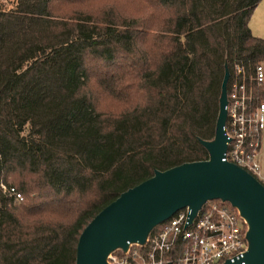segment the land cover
Instances as JSON below:
<instances>
[{
    "label": "trees",
    "instance_id": "16d2710c",
    "mask_svg": "<svg viewBox=\"0 0 264 264\" xmlns=\"http://www.w3.org/2000/svg\"><path fill=\"white\" fill-rule=\"evenodd\" d=\"M260 1L0 8V183L22 196L0 187V264H75L83 228L121 192L208 158L225 66L250 76L264 60L249 28ZM90 81L113 106L99 109Z\"/></svg>",
    "mask_w": 264,
    "mask_h": 264
},
{
    "label": "water",
    "instance_id": "95a60500",
    "mask_svg": "<svg viewBox=\"0 0 264 264\" xmlns=\"http://www.w3.org/2000/svg\"><path fill=\"white\" fill-rule=\"evenodd\" d=\"M225 73L219 96L214 137L200 139L208 159L184 162L154 174L121 192L104 206L79 235L75 264H110L108 255L129 242L144 243L149 232L184 207L193 218L208 200L228 202L246 220V264H264V186L241 167L223 161L228 138Z\"/></svg>",
    "mask_w": 264,
    "mask_h": 264
},
{
    "label": "built area",
    "instance_id": "2783aa9c",
    "mask_svg": "<svg viewBox=\"0 0 264 264\" xmlns=\"http://www.w3.org/2000/svg\"><path fill=\"white\" fill-rule=\"evenodd\" d=\"M255 86L264 92L263 63L255 65L250 76H246L243 66L234 65L226 87L223 129L228 142L222 160L241 167L264 186V96L257 99ZM0 187L14 201L22 198L15 187L3 183ZM190 214L189 207L180 209L155 226L144 243L129 242L126 250L112 251L107 261L110 264H246L248 227L237 209H229L218 200H208L193 218Z\"/></svg>",
    "mask_w": 264,
    "mask_h": 264
},
{
    "label": "rangeland",
    "instance_id": "374dc122",
    "mask_svg": "<svg viewBox=\"0 0 264 264\" xmlns=\"http://www.w3.org/2000/svg\"><path fill=\"white\" fill-rule=\"evenodd\" d=\"M16 0H0V8L10 9L15 5ZM249 28L255 36L264 40V0H261L254 8L249 19ZM264 65V60L262 61ZM85 92L93 97L99 109L105 110L108 106H113L110 100H107L98 85L92 81L85 88Z\"/></svg>",
    "mask_w": 264,
    "mask_h": 264
}]
</instances>
